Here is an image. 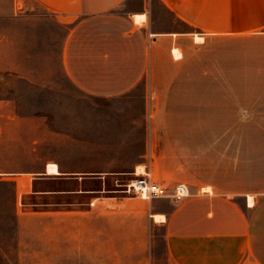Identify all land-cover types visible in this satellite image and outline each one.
<instances>
[{
	"label": "crops",
	"instance_id": "obj_1",
	"mask_svg": "<svg viewBox=\"0 0 264 264\" xmlns=\"http://www.w3.org/2000/svg\"><path fill=\"white\" fill-rule=\"evenodd\" d=\"M33 1L73 22L63 47V66L74 85L89 95L117 96L149 75L153 80L160 78L162 72L156 66L163 61L172 68L168 80H189L195 68L184 77L180 66L189 60L186 54L195 45V34V40L196 36L204 42L218 37L235 44L220 45L223 51L217 62L205 60L197 66L206 96L218 93L224 98L225 105L221 99L220 107H226L232 96L235 110L243 105L244 79H250L252 84L264 81V0H158L172 19L184 26L172 30L158 29L154 0ZM245 39H249L250 46L244 53L240 43ZM178 46L184 56L178 52L180 58L175 59L172 50ZM256 60L261 67L256 66ZM214 65H218L217 75L210 73ZM215 83L217 87L212 89ZM254 91L251 88V97ZM256 91L257 97L264 96L259 88ZM33 124L28 117L15 115L10 103L0 104V183L13 185L18 221L23 208L36 204L25 199L35 196L43 197L39 204L48 205L49 210L58 205L60 224L68 223L67 213L72 211H120L127 215L114 221L117 236L121 235L124 242L122 248L127 250L121 258L129 264L131 227L136 222L132 217L135 212L128 207L144 204L138 212L144 218V229L138 223L139 232H145L147 218L151 225L164 227L166 252L172 264H264V136H191L186 143L178 141V145L188 146V159L195 155L193 146L202 150L203 156L212 152L210 158L216 162L197 163L196 171L189 173L186 181L166 163L151 165L153 178L168 192H174L181 183L187 185L191 195L175 202L171 198L147 200L110 191L106 176L98 179L67 175L61 163H57L60 174H47L50 159L36 170L35 163L40 158H36L34 138L28 137ZM20 127L27 136L19 141ZM219 127L227 128L226 124ZM156 160L166 161L165 154ZM155 167L161 170L157 175L153 173ZM89 179L99 181V188L90 187L94 185ZM37 181L44 182L40 191L34 190ZM69 207L74 209L70 211ZM156 215L164 218L156 220ZM78 219L74 217L76 223Z\"/></svg>",
	"mask_w": 264,
	"mask_h": 264
},
{
	"label": "rangeland",
	"instance_id": "obj_2",
	"mask_svg": "<svg viewBox=\"0 0 264 264\" xmlns=\"http://www.w3.org/2000/svg\"><path fill=\"white\" fill-rule=\"evenodd\" d=\"M155 3L159 30L184 28L158 0ZM72 23L33 0H0V104L10 103L15 115L28 117L30 124L33 120L28 137L34 138L36 158H40L36 170L50 159L47 174H60L57 163H61L67 175L106 176L110 191L134 196L125 190L136 178L135 170L144 173L153 164L166 163L186 181L197 163L216 162L210 158L212 152L203 156L193 146L195 155L188 159V146L178 145V141L186 143L191 136H264V96L257 97L256 91L259 88L264 94V81L252 84L244 79L243 105L237 110L233 96L228 97L226 107H220L221 99L225 105L223 97L218 93L206 96L201 89L204 82L197 66L205 60L217 62L223 51L220 45L233 47L234 43L218 37L197 42L195 34V45L186 54L189 60L180 66L184 77L195 68L189 80H168L172 68L163 61L156 66L162 72L160 78L153 80L149 75L128 92L99 97L78 89L65 73L63 47ZM249 44V39L240 43L244 53L249 52ZM178 52L184 56L179 46L174 47L175 59L180 58ZM247 61L250 63L249 57ZM218 71L214 65L210 73L217 75ZM215 86L217 83L212 89ZM23 136L27 135L20 127L19 141ZM160 154H165L166 161L156 160ZM160 171L155 167L153 173ZM88 181L94 185L90 187L99 188V181ZM43 186V181H37L34 190ZM12 191V184L0 183V264H125L121 255L127 250L122 248L114 219L127 214L103 208L74 213V207H69L68 223L60 224L58 205L49 210L48 205L39 204L43 197L35 196L25 199L36 204L23 208L18 221ZM129 205L136 222L131 227L129 264H136L135 259L137 264H172L166 252L165 228L151 225L147 218L145 232H139L138 223L144 229V218L138 212L144 204ZM74 217L79 218L77 223Z\"/></svg>",
	"mask_w": 264,
	"mask_h": 264
},
{
	"label": "built area",
	"instance_id": "obj_3",
	"mask_svg": "<svg viewBox=\"0 0 264 264\" xmlns=\"http://www.w3.org/2000/svg\"><path fill=\"white\" fill-rule=\"evenodd\" d=\"M136 178L127 184V193H132L134 196L142 199L152 200L160 198H171L175 202L183 198L189 197L191 194L186 184H179L174 192H168L165 186L155 180L150 170H146L143 174H137L135 170Z\"/></svg>",
	"mask_w": 264,
	"mask_h": 264
},
{
	"label": "bare ground",
	"instance_id": "obj_4",
	"mask_svg": "<svg viewBox=\"0 0 264 264\" xmlns=\"http://www.w3.org/2000/svg\"><path fill=\"white\" fill-rule=\"evenodd\" d=\"M196 41L197 42H202L203 41V38L202 37H198V36H196ZM143 172H138L137 174H142ZM164 217L163 216H161V215H156L155 216V219L156 220H162Z\"/></svg>",
	"mask_w": 264,
	"mask_h": 264
}]
</instances>
